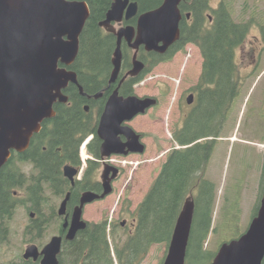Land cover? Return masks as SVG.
Returning <instances> with one entry per match:
<instances>
[{"label": "trees", "instance_id": "trees-1", "mask_svg": "<svg viewBox=\"0 0 264 264\" xmlns=\"http://www.w3.org/2000/svg\"><path fill=\"white\" fill-rule=\"evenodd\" d=\"M85 1L90 8V17L80 38L79 55L73 70L79 74L80 85L86 92L98 90L112 68L111 52L113 49L110 37L104 36L99 27L110 10L113 0H72ZM163 0H141L142 9H156ZM197 19L192 27L184 30L174 51L167 57L158 58L150 64L143 76L131 79L130 93L134 94L135 85L141 83L158 63L171 61L178 52L185 51L189 43L199 48L203 57L202 74L192 91L196 92V102L189 112L182 127L173 133L174 141L181 147L173 149L164 163L157 179L146 197L138 207L139 222L134 235L116 236L114 230L109 232V223L96 224L76 237L75 264H141L150 248L156 244L169 245L173 232L184 205L188 199L194 201V217L191 235L186 254V264H211L216 253L205 249V244L215 229L213 215L217 198L215 185L207 179V169L215 148L214 142H198L213 135L215 126L224 121L225 111L231 108L240 96L241 90L237 79L238 67L234 60L238 42L231 36L226 23H220L219 33L211 29L202 31ZM216 85L213 90L210 86ZM71 92V91H70ZM70 94V93H69ZM72 105H60L57 115L52 120L53 128L46 136L38 135L31 147L36 152L33 161L39 174L31 181L29 198L35 201L40 197V180L45 188L60 193L69 188L62 172L64 158L57 152L62 147L65 154L73 152V165H80L79 151L93 126L83 111L87 101L80 94L71 92ZM200 110V112H199ZM96 132V130H95ZM44 136V137H43ZM49 136V147L40 153L42 141ZM37 148V149H36ZM36 149V150H35ZM34 155V154H33ZM17 158L10 159L1 169L0 206L14 198L13 188L23 182L21 169L15 164ZM93 174L95 170H89ZM88 178L78 181L72 189L74 200L81 192L90 189ZM264 190V166L260 186ZM261 194V193H260ZM262 195V194H261ZM4 201V202H3ZM260 203L254 209L257 213ZM7 208V207H6ZM35 229L37 222L32 224ZM31 228L27 236L30 238ZM112 237L113 244L110 242ZM35 237L32 241L35 242ZM69 243H64L61 261L66 262ZM27 264H39L27 262ZM264 264V261H263Z\"/></svg>", "mask_w": 264, "mask_h": 264}, {"label": "water", "instance_id": "water-1", "mask_svg": "<svg viewBox=\"0 0 264 264\" xmlns=\"http://www.w3.org/2000/svg\"><path fill=\"white\" fill-rule=\"evenodd\" d=\"M182 0H165L157 9L142 15L138 23V38L131 45L138 49L145 45L148 50L164 53L179 38L181 20L179 5ZM127 19L138 13V3L130 0H115L101 26L112 21H121L125 9ZM90 17V9L85 1L70 0H0V170L11 157V150L24 151L32 135L39 131L43 120L54 115L53 105L59 99L67 102L63 90L69 81L78 83L77 75L59 68V63L71 64L79 54L80 36ZM118 46L114 54V71L111 82L116 81L122 66V39H133V28L122 29L118 33ZM163 43V46H159ZM144 64L134 59L135 76ZM82 88V87H81ZM194 102L189 96L188 104ZM157 104L153 98L131 96L123 99L116 92L109 100L98 129L104 140L102 156L129 153H144L136 132L122 124L129 122ZM88 109V108H86ZM124 134L130 138V150L123 151L118 138ZM106 174L116 167L106 165ZM79 170L71 166L64 168V175L74 187ZM105 192L100 197L93 192H85L81 204L76 208L67 241L74 240L78 233L87 228L83 220L84 207L104 198L112 191L110 182L105 183ZM71 197L68 193L61 205L60 215H64ZM194 201L188 199L177 220L168 254L164 264H186V254L194 217ZM69 223H65L67 228ZM63 238L55 236L40 252L36 245L28 246L25 259L42 256L41 264H59ZM264 261V198L248 229L240 237L225 242L219 248L211 264H263Z\"/></svg>", "mask_w": 264, "mask_h": 264}, {"label": "flooded vegetation", "instance_id": "flooded-vegetation-1", "mask_svg": "<svg viewBox=\"0 0 264 264\" xmlns=\"http://www.w3.org/2000/svg\"><path fill=\"white\" fill-rule=\"evenodd\" d=\"M140 1L141 0H130V3L136 2L138 3V13L131 17L130 19H127V12L128 8L125 9L124 15L121 21H112L110 25L108 26H101L100 24L105 22L107 20V13L106 18L104 21L100 22L99 27L104 33V36L110 37V42H112V52H111V64L112 68L110 72L107 74L106 81H103L100 88L98 90H94L93 92H86L85 89L80 85V79L79 74L73 70V65L75 64V61L71 64L67 65L64 63H59V68L65 69L68 72H74L77 75L78 83H73L72 81H69L67 87L63 90V95L68 98L67 102H61L59 99L54 103L53 110L54 115L51 118H47L43 120L40 124V129L38 132L34 133L30 139L28 147L22 151L19 152L17 150L12 149L11 150V157L10 159L17 158L18 160L15 162V164L19 167L20 165L26 166L31 165L32 169L30 173L24 172L22 170L21 174L23 176V182H21L20 186L17 188H13V194L12 196L14 198L4 202L0 206V257L4 256L3 252L7 244L11 243V239L9 238L12 234H15L19 231V228L22 226L21 223L17 224V231L13 230L14 225V219L20 214L23 213V215H28L29 223L24 224L22 228V236L19 234V246L21 247L15 254L5 263V264H27V262L33 261L38 262L41 264L42 256L40 255L38 259L35 261L34 259H25V252L28 248L26 237L28 233V228L30 230L31 234L30 240L32 241L35 237V242L30 243L31 245H36L39 248V251L41 252L43 248L47 245V243H43V239L47 236V234L52 230L49 228L53 224H58V232L56 236H61L63 238L62 243V250L58 257L59 264L62 263V253L64 250V243H69L68 251H67V257L65 264H75V239L72 241H67L66 237L70 228L71 221L73 219L74 212L77 207L81 204V198L82 195L85 192H93L100 197L105 192V183L110 182V185L112 187L111 193H109L104 198L98 199L92 203L87 204L84 207L83 211V220L87 223V229H90L91 226L96 224H102L105 222L109 223V232L111 233L113 230L114 232L122 233L125 237H129L135 234L137 230V225L139 222V215H138V208L134 209L131 205L121 206L120 212L116 217L111 218H105V214H101L100 221H88L84 219V212L85 208L87 206H91L97 203H103L108 200L111 196L115 194V184L123 177L124 170H128L127 166L134 164L133 162H127L124 167L122 166H115L118 170L116 178L112 179L113 173L106 174L104 170H106V163L105 159L102 156L103 153V147H104V140L99 137L98 135V129L99 125L101 123L102 117L105 113L107 104L109 100L112 98V96L117 92L118 96L127 99L131 96H137L136 92L134 94L130 93L129 87L133 81L131 79H135L138 77L143 76L146 72H148L150 64L154 63V60L158 58V61L162 60L161 58H165L169 56L175 48V45L178 44V42L181 39L182 32L184 30L189 29L193 26L197 19V11H198V27L204 31L206 29H211L213 33L218 34L220 29V23H226L227 28L231 30V36L236 38V41L239 43L238 48L236 49L234 60L236 62V65L238 67L237 71V79L239 81L240 90L242 91L244 88L247 87L249 82L256 78V81L260 77V75H257L258 71L261 69L263 63H264V0H182L179 5L181 20L179 23V38L171 44L168 49L161 53L156 50H148L145 45H141L137 50L134 49L131 45H133L137 38H138V23L139 19L142 15L153 11L155 9H142L140 7ZM146 1V0H145ZM165 0H163L162 4ZM115 0H113V3ZM112 3V5H113ZM157 9V8H156ZM91 14V12H90ZM88 22V20H87ZM86 22V23H87ZM86 25V24H85ZM85 28V27H84ZM127 28H133L135 31V35L131 42H129L125 37L122 39L121 44V50H122V66L121 71L116 79V81L111 82L112 74L114 71V65H113V58L115 51L118 46V40H119V31L122 29ZM84 30V29H83ZM81 38V36H80ZM163 43H160L159 46H163ZM188 46H195L192 43H189ZM186 47V48H187ZM196 47V46H195ZM182 52V51H181ZM178 52V53H181ZM177 53V54H178ZM176 54V55H177ZM175 55V56H176ZM174 56V57H175ZM137 59L138 61L142 62L144 64L143 69L137 73V75L133 76L131 75V72L134 70V59ZM238 59V63H237ZM168 62V61H167ZM166 62L162 61L156 65L152 69V71L157 68L158 66L164 64ZM242 67V68H241ZM151 71V72H152ZM151 72L149 74H151ZM147 74L145 76V79L149 76ZM144 79V80H145ZM144 80L141 82L144 83ZM141 83L135 85L138 86ZM199 84V82H198ZM82 87V88H81ZM134 87V88H135ZM213 90L216 89V85L210 86ZM191 89V95H194V103L190 106L192 108L195 105L196 102V92L192 91ZM79 93L81 97H83L87 103H84L83 111L86 115L89 116V119L92 122L93 131L94 133L90 134L88 137L85 138L83 143H86V156L82 157L80 155L79 151V160L80 165H73L72 159L74 158L73 152H68L65 154L62 147H57L56 150L58 153H60L61 157H63L64 162L62 165V172L64 178L69 181V188L62 189L59 193L55 187L52 188L54 191H51L48 188H45V186L42 184V180H40V188L41 191L40 197L33 201L29 198V195L31 193V181L34 179L35 176L39 174V171L37 172L35 163L33 161V157L35 156V151H31V147L33 145V141L35 137H38V135H44L46 136L53 128L52 120L57 115L56 108L60 107V105H72L71 100V92ZM70 93V94H69ZM161 96H166V94L160 93ZM143 98H153L157 101V104L154 105L152 108L148 109L146 113L140 114L136 116L134 119H132L129 122H125L122 124L123 127L128 126L132 128L136 134L139 136V142L140 145L144 146V153H129L127 156L125 155H112L111 157L116 158L115 161L119 160L120 158H130L134 156L143 155L147 151V133L144 131H140L136 128H134L131 124L140 116L146 115L149 110L158 108L160 105V99L157 97H143ZM188 101V98H187ZM188 104V102H187ZM233 107V106H232ZM231 108L227 109L225 111V117L224 121L219 123L215 126L214 134L207 137L198 140V142H214L215 147L220 141H230L232 136H221V134L224 132V134L227 133V117L231 111ZM88 108V109H86ZM200 112V110H199ZM261 113L262 117L264 118V92L262 95L261 100ZM189 114V113H188ZM186 115V118L188 116ZM96 130V132H95ZM43 136V137H44ZM118 138L120 139L121 144L124 146L123 151L127 152L130 150V138L127 137L124 134H119ZM49 140L50 137L47 136L42 141V148L40 150V153L45 152L49 147ZM37 149V148H36ZM35 149V150H36ZM34 154V155H33ZM7 161V163L9 162ZM6 163V164H7ZM5 164V165H6ZM66 166H71L75 168L76 170H79V174L76 177V184L78 181H82L85 178H88L91 182L90 189L83 191L79 194L78 199L74 200L73 198V187L70 180L65 177L64 175V168ZM140 163H136V169H139ZM20 168V167H19ZM131 168V167H130ZM21 169V168H20ZM80 170L82 172L80 173ZM89 170H95L93 174H90ZM103 170V171H101ZM35 171V172H34ZM1 174V170H0ZM83 175V177L80 178V175ZM40 175V174H39ZM68 193H71V197L66 205V211L64 215H60L59 211L61 208L62 203L66 199ZM18 195H22V198L17 197ZM19 199V201H18ZM60 200L59 204L55 203V200ZM7 207V208H6ZM37 222V225L35 229H32V224ZM69 223V226L67 228L64 227L65 223ZM84 230V231H85ZM49 231V232H48ZM82 232V231H81ZM79 232V234L81 233ZM55 237V236H54ZM51 241V240H50ZM44 244V245H43Z\"/></svg>", "mask_w": 264, "mask_h": 264}, {"label": "rangeland", "instance_id": "rangeland-1", "mask_svg": "<svg viewBox=\"0 0 264 264\" xmlns=\"http://www.w3.org/2000/svg\"><path fill=\"white\" fill-rule=\"evenodd\" d=\"M202 68L203 57L199 48L188 46L171 61L155 68L143 84L135 87L136 95L140 98L160 99L158 108L149 110L146 115L138 117L131 124L147 133V151L143 155L119 159L134 164L128 165V170H124L123 177L115 184L116 191L113 196L106 202L85 208V220L100 221L102 213L105 218L116 217L122 205L127 207L129 204L134 209L139 207L157 179L168 155L178 145L173 139V133L183 126L186 115L192 109L193 105L187 104V98L191 94L190 90L198 84ZM257 75H260L258 80L252 79L241 91L227 117V133L223 132L221 136H232L231 140L220 141L216 145L208 165L207 179L217 189L213 215L215 232L205 244V249L210 252L217 253L223 243L245 233L254 217L255 206L264 198V190L261 192L260 189L264 166V118L261 113L264 63ZM160 93L167 95L161 96ZM136 163H140L139 169L135 168ZM19 167L28 173L33 170L30 164ZM17 197L22 198V195ZM59 202V199L55 200L56 204ZM29 221L28 215L23 213L14 219L13 230L17 231L16 225L19 223L22 226L9 237L11 243L6 245L4 256L0 257V264H5L21 248L19 234L22 236L23 225ZM57 225L59 226V223L49 228V231L52 230L48 231L43 239L44 244H48L56 236ZM115 234L124 236L119 232ZM26 241L27 246L30 243L37 244L27 237ZM110 242L113 244L111 236ZM168 248L167 244L152 246L141 264H163Z\"/></svg>", "mask_w": 264, "mask_h": 264}]
</instances>
